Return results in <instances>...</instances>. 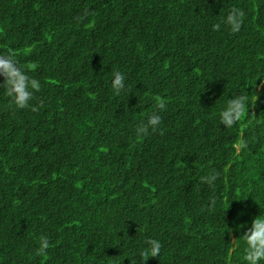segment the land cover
Wrapping results in <instances>:
<instances>
[{"label": "trees", "instance_id": "trees-1", "mask_svg": "<svg viewBox=\"0 0 264 264\" xmlns=\"http://www.w3.org/2000/svg\"><path fill=\"white\" fill-rule=\"evenodd\" d=\"M9 48L41 90L32 111L0 88V264H143L148 239L147 264H246L240 237L264 215V0H0Z\"/></svg>", "mask_w": 264, "mask_h": 264}, {"label": "clouds", "instance_id": "clouds-1", "mask_svg": "<svg viewBox=\"0 0 264 264\" xmlns=\"http://www.w3.org/2000/svg\"><path fill=\"white\" fill-rule=\"evenodd\" d=\"M245 13L242 9L233 7L223 23L229 27L232 33H238L244 23ZM221 24L213 25L214 31H219ZM16 53L13 49L9 48L6 53H0V76H3L4 82L0 85V88L5 89V95L12 99V102L18 109H26L31 107L30 101L34 98V93L41 90V84L39 80L29 76L26 71L19 65L15 59ZM112 88L116 95H119L122 90L125 89V76L119 72H113ZM156 107L160 110H164L166 105L163 101L159 100ZM40 106L43 103L40 102ZM32 111H38V107H31ZM248 110V97L240 95L235 98H231L227 101V106L220 112L221 124L227 128H232L238 122H240ZM162 123L160 115L153 112L146 122H142L137 127L138 135H147L149 129L153 132L157 131L158 126ZM163 135V132H161ZM246 147V144L244 145ZM219 172L213 170V172L205 177H202V181L209 186H214L215 181L219 178ZM212 205H215V200H212ZM246 244L245 254L243 256L246 264H260L264 261V215L255 217L252 221L251 227L244 232L240 237ZM234 240L233 242H235ZM148 247L141 251L140 256L143 264H147L149 258H156L160 255L162 244L155 239H148L146 241ZM50 247L49 240L46 236L40 237V247L36 250L37 256H46L47 250ZM131 264H135L131 261Z\"/></svg>", "mask_w": 264, "mask_h": 264}]
</instances>
